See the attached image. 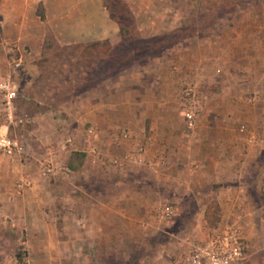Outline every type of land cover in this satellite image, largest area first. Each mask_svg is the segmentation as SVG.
I'll use <instances>...</instances> for the list:
<instances>
[{
	"label": "rangeland",
	"instance_id": "obj_1",
	"mask_svg": "<svg viewBox=\"0 0 264 264\" xmlns=\"http://www.w3.org/2000/svg\"><path fill=\"white\" fill-rule=\"evenodd\" d=\"M29 1L7 0L3 8L0 74L11 72L15 82L16 116L24 123L10 132L23 140L27 156L32 153L37 158L36 151L46 155L50 146L62 154V162L45 157L32 161L31 169L40 172L39 181L63 183L68 190L70 182L79 178L73 177V171L84 167L88 174L93 172L92 177L78 182L94 189L105 201L111 186V162L121 157L111 153V122H150L146 112L153 108L145 105L140 116L118 106L117 102H129L123 90L128 80L122 84L121 77L127 76L130 84L145 89V99L153 98L157 78L163 77L157 85L168 90V148H179L181 163L192 152L202 157L203 163L216 156L221 166L228 168L223 180L239 185L230 193L225 190L222 196L230 199L244 193L247 202L240 208L243 213H259L263 218V225L254 218L249 223L238 222L235 208L223 201V206L218 204L221 215L217 228L236 227L242 236L246 226L264 228V0H98L101 19L108 14L111 17L112 12L121 24L114 44L109 39L99 40L96 45L95 41L63 45L55 40L51 46L39 41L40 29L46 23L45 0ZM48 1V10L55 18H81L80 10L77 16L71 14L75 12L71 2L62 0L64 12L60 17L59 1ZM85 2L80 6H90ZM10 12L19 13L18 25ZM138 26L155 35L141 36ZM16 57H21L22 64L11 71L10 64ZM112 90L117 91L111 94ZM190 100L198 106L191 126L184 116ZM1 112L0 105V123ZM198 130L205 136L192 142ZM142 145L137 143V148L127 154L128 162L143 158ZM221 152L231 159L221 156L219 160ZM132 153L135 158H131ZM13 158L0 153V172L12 175L25 170ZM44 160H52L58 169L63 167L60 176L43 174ZM181 172L176 176L179 181H174L182 192L179 201L165 198L150 208L143 227L133 216L119 220L106 206L101 208L107 219L101 221V228L108 235L92 247L86 245V264H162L164 257L172 264L174 255L178 260L192 242L213 234L206 220L214 221L215 212L208 205L218 203L211 187L218 190L221 180L200 175L193 180V174ZM19 179H15V186ZM166 206L173 214H163ZM51 226L61 228L55 222ZM50 240L45 256L43 243ZM64 250L56 239L43 240L29 234L25 225L0 223V264H70Z\"/></svg>",
	"mask_w": 264,
	"mask_h": 264
},
{
	"label": "crops",
	"instance_id": "obj_2",
	"mask_svg": "<svg viewBox=\"0 0 264 264\" xmlns=\"http://www.w3.org/2000/svg\"><path fill=\"white\" fill-rule=\"evenodd\" d=\"M57 1H59L61 6L59 10L61 17L64 12V2L62 0ZM66 1L71 2V5L73 4L71 9L75 12L72 11L71 14L77 16L80 10L81 18H72L70 20L71 18L65 16L57 19L54 17L53 12L48 10L51 4H49L48 0H45L46 23L41 27L39 32L40 42L44 41L46 26H48L59 44L70 45L103 39H109L114 44L113 38H116L117 34H119L120 26L109 14L108 17L102 16L101 19L98 0H87L90 6L88 5L89 7L87 6L85 8L82 5L80 6V3L86 4V0ZM6 3L7 0H2L0 4L1 19L5 16L3 8L6 6ZM10 13H12V20H15L14 23L18 25L19 13ZM82 15L86 16V19H83ZM62 21L68 25L63 27L66 23L62 25ZM137 29L143 37L155 35L143 32L139 26ZM121 78L122 84L128 80L126 83L128 86H125L123 90L129 97V102L128 104L117 102L118 106L123 105L125 110L128 108L129 113L134 112L137 115L139 113L140 116L144 114L143 108L145 105L149 104L153 108L151 107L152 111L146 112V116L150 117V122H142L138 119L136 120L139 122H134L132 119H130L131 122L127 119L124 122H111V145L113 146L111 153L121 157L120 159L118 158L120 160L118 163V159L115 163L111 162V173H108L111 174V188L108 187L107 189L106 200H101L100 195H97V192L94 193L95 190L89 188L85 183L78 182L79 179H86L93 173L88 174L84 167L73 171V177L79 178L74 182H70V188L68 190L63 183L51 184L48 181H39L37 174L40 172L38 170L34 172L31 169L33 160H40V157H45L53 158L55 161H63L62 156L60 157L62 154H57L53 147L50 146L48 147L46 155L38 154L36 151L37 158L32 156V153H30V157L20 155L12 156L14 157L13 160L21 162V166L27 172L21 171L19 174L13 172L12 175L8 174L9 172H0V223L13 227L16 224L25 225L26 230H29V234L31 233L43 240L56 239L60 242L62 248L65 249L63 254L67 255V259L71 260L69 262L70 264H86L84 261V257L86 256L85 248L88 249L86 245H91L92 247L96 244L97 240H103L108 235L101 228V221H107L103 217L101 208L103 209L106 206L119 220L125 216H133L137 220V223H139V226L143 227L145 224H143V221L151 213L150 208L152 209V207L160 205L165 198L176 202L179 201L182 192L179 190V186L174 184V181H179L176 176L185 170L188 176L190 174L194 175L193 180L196 175L210 176L212 181H216L215 179L221 180L222 185H220L218 190L211 187L212 193L216 194L218 204L223 206L222 203L224 201L226 202L225 204L229 203L232 208H235L234 212L239 218L238 222L249 223L254 218L255 220L259 219L263 225L261 214H252V212L243 213V210L240 209L247 202V197L244 193L241 194V192L237 196L233 195L230 199H225L222 196L225 190H227L226 193H230V189H238L239 185L236 184L233 186L223 180L227 177L228 168H223L221 166L222 164L217 161L216 156L210 157L211 162L203 163L202 157L198 158L192 152L188 154L191 159L192 157L194 158L192 160L189 158L186 162L181 163L179 156L181 152H179V148H168L167 143H169V140L167 139L166 132H170L169 128L171 126L167 121V109L169 108L168 90L160 88L157 85L160 83L158 81L163 80V77L161 79L157 78V88L151 92L154 95L151 99L143 98L142 96L148 94V92L141 87L139 88L130 84L129 77L122 76ZM139 79L141 81L143 78L139 76ZM116 91L112 90L111 94L116 93ZM56 131L53 130L54 133H57ZM28 132L30 133V131ZM123 132H125L124 135ZM200 133H195V135L198 134L199 136L194 135L196 138L193 136V140L191 141H201L202 136L205 135ZM137 143H143L141 146L143 149L141 156L143 158L141 160L133 159V161L128 162L127 154L137 148ZM190 146L188 147L190 148ZM218 155L217 158L219 160L222 157L231 159L228 154L223 152ZM28 158L30 160L26 162ZM123 158L127 162L126 160L124 162ZM131 158H135V153L131 154ZM210 166H215L216 170ZM13 177H16L15 179L17 177L18 179H26L29 185L19 192L14 184L15 179ZM167 180L170 183L167 182V187H165L164 181ZM188 188L189 190L191 189L190 187ZM255 205L258 206L259 203L256 202ZM111 221L115 220L111 219ZM54 222L61 224V228H53L51 225ZM49 225L51 226L50 229ZM242 233L247 239L248 250L240 264H264L263 226L260 225L258 228L251 227L250 229H247L246 226L242 228ZM50 246L51 240L48 244L46 242L43 243L45 256L49 254ZM175 257L176 255H174L172 264L176 260ZM165 262L168 264L170 259L164 257L161 263L166 264ZM44 264L46 263L44 262Z\"/></svg>",
	"mask_w": 264,
	"mask_h": 264
},
{
	"label": "built area",
	"instance_id": "obj_3",
	"mask_svg": "<svg viewBox=\"0 0 264 264\" xmlns=\"http://www.w3.org/2000/svg\"><path fill=\"white\" fill-rule=\"evenodd\" d=\"M21 64V57L13 59L10 64L12 66L11 71L18 69ZM16 98V86L12 80V73L0 74V105L3 119L2 123H0V153L11 157L28 155L23 140L16 133L10 132L11 128L16 129L20 124L24 123L22 117L17 118L16 116ZM197 107L196 101L190 100L184 110V116L190 126L198 111ZM89 131L91 132V130ZM60 169L53 164L52 160L42 161L43 174L56 177L60 175ZM28 185V180L20 179L16 183V188L21 192ZM163 214L165 216L173 214L172 208L166 206ZM211 233L213 234L201 242H192L188 249L180 254L179 259L174 261V264H240L245 258L248 244L238 228L222 226L212 230Z\"/></svg>",
	"mask_w": 264,
	"mask_h": 264
},
{
	"label": "trees",
	"instance_id": "obj_4",
	"mask_svg": "<svg viewBox=\"0 0 264 264\" xmlns=\"http://www.w3.org/2000/svg\"><path fill=\"white\" fill-rule=\"evenodd\" d=\"M126 6V5H125ZM126 8H127V6H126ZM127 12L130 14V11L128 10V8H127ZM41 15V19L42 20H44L45 18H44V14L42 13V14H40ZM111 18H113L114 19V16L112 15V12H111ZM131 15V14H130ZM118 24H119V26H120V30H121V24H120V22H118L116 19H114ZM52 43L54 44L55 43V37H54V34L52 33V31L50 30V28L48 27V26H46V30H45V38H44V41H43V45H45V46H51L52 45ZM93 44L94 45H96V44H99V41H95V42H93ZM68 165L70 166V167H72L71 165H70V163H68ZM212 208L213 207V210H214V212H215V218L217 219H215L214 221H212V222H210L211 220L209 219V221L208 220H206L207 221V224H208V227L209 228H211V229H216L217 227H218V225H219V221H220V215H221V213H220V208H219V206H218V203L217 202H211L209 205H208V208ZM206 215H207V213H206V210H205V217H206ZM207 219V218H206ZM18 257V256H17Z\"/></svg>",
	"mask_w": 264,
	"mask_h": 264
}]
</instances>
